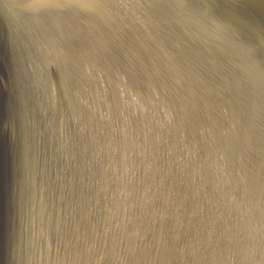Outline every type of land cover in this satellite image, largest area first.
Masks as SVG:
<instances>
[{"label": "water", "instance_id": "obj_1", "mask_svg": "<svg viewBox=\"0 0 264 264\" xmlns=\"http://www.w3.org/2000/svg\"><path fill=\"white\" fill-rule=\"evenodd\" d=\"M0 264H264V0H0Z\"/></svg>", "mask_w": 264, "mask_h": 264}]
</instances>
